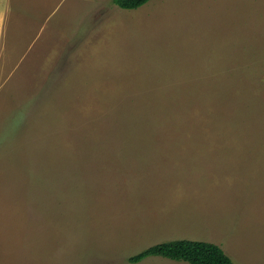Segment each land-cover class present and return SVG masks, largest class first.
<instances>
[{
  "label": "rangeland",
  "instance_id": "1",
  "mask_svg": "<svg viewBox=\"0 0 264 264\" xmlns=\"http://www.w3.org/2000/svg\"><path fill=\"white\" fill-rule=\"evenodd\" d=\"M156 1L105 0L90 53L9 23L0 264H190L128 260L177 239L264 264V0Z\"/></svg>",
  "mask_w": 264,
  "mask_h": 264
},
{
  "label": "crops",
  "instance_id": "2",
  "mask_svg": "<svg viewBox=\"0 0 264 264\" xmlns=\"http://www.w3.org/2000/svg\"><path fill=\"white\" fill-rule=\"evenodd\" d=\"M104 1L0 0V71L12 63L7 64L11 61L10 55H8L9 49L4 51L7 47L10 22L14 23V30L19 35L22 36L24 32H28L26 37L32 39L43 36L46 39V46H57V49H63L56 54L90 53V49L95 47L92 40L95 39L97 32L98 7H102ZM162 1L157 0L152 4L151 6H155L153 10ZM165 1L167 2L163 4L170 1L177 3L179 0ZM150 9L151 7H148L141 12L145 15V11L149 12ZM37 15L40 18L37 19ZM30 44L31 41L24 46V50ZM82 49H88V51L82 52Z\"/></svg>",
  "mask_w": 264,
  "mask_h": 264
},
{
  "label": "trees",
  "instance_id": "3",
  "mask_svg": "<svg viewBox=\"0 0 264 264\" xmlns=\"http://www.w3.org/2000/svg\"><path fill=\"white\" fill-rule=\"evenodd\" d=\"M118 7L134 9L149 0H112ZM151 256H161L190 264H236L222 247L207 241L177 239L153 244L128 258L131 263H138Z\"/></svg>",
  "mask_w": 264,
  "mask_h": 264
}]
</instances>
